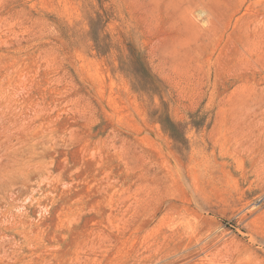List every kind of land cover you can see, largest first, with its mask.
<instances>
[{
    "label": "rangeland",
    "instance_id": "rangeland-1",
    "mask_svg": "<svg viewBox=\"0 0 264 264\" xmlns=\"http://www.w3.org/2000/svg\"><path fill=\"white\" fill-rule=\"evenodd\" d=\"M0 264H264V0H0Z\"/></svg>",
    "mask_w": 264,
    "mask_h": 264
}]
</instances>
